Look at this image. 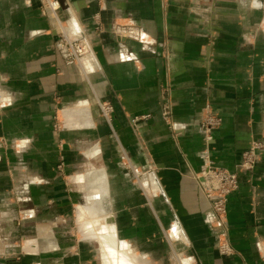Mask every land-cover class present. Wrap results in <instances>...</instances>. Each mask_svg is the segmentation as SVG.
I'll use <instances>...</instances> for the list:
<instances>
[{
    "label": "crops",
    "instance_id": "1",
    "mask_svg": "<svg viewBox=\"0 0 264 264\" xmlns=\"http://www.w3.org/2000/svg\"><path fill=\"white\" fill-rule=\"evenodd\" d=\"M260 3L64 0V25L90 46L76 61L43 0H0V264H264ZM207 106L222 117L210 139ZM206 155L239 177L226 228L196 177ZM75 209L101 260L69 230ZM226 229L231 254L218 249Z\"/></svg>",
    "mask_w": 264,
    "mask_h": 264
},
{
    "label": "built area",
    "instance_id": "2",
    "mask_svg": "<svg viewBox=\"0 0 264 264\" xmlns=\"http://www.w3.org/2000/svg\"><path fill=\"white\" fill-rule=\"evenodd\" d=\"M260 1L261 6H264V1ZM42 8L44 12L54 18L58 25L59 39L57 41V46L60 49L66 50L71 59L79 61L83 55L89 52L90 46L85 38L73 37L64 25L65 20L60 15V10L62 8L60 0H43ZM163 99L161 115L170 127H174L170 95H164ZM99 103L103 115L110 122L114 111L113 104L105 100ZM146 117L147 115L137 116L132 118V121L135 122L138 119H145ZM221 123L222 117L207 106L200 122V127L206 137L209 139L212 138L214 130L217 129ZM262 147V142L254 141L252 145L242 153L241 166L253 168L256 163L257 151ZM196 177L203 179V192L210 201L211 208L216 216L217 224L226 228L229 195L239 186L237 172L215 164L210 156L206 155L204 168L197 173ZM218 249L222 254L233 253V247L230 244L227 229L223 230L219 236Z\"/></svg>",
    "mask_w": 264,
    "mask_h": 264
},
{
    "label": "rangeland",
    "instance_id": "3",
    "mask_svg": "<svg viewBox=\"0 0 264 264\" xmlns=\"http://www.w3.org/2000/svg\"><path fill=\"white\" fill-rule=\"evenodd\" d=\"M264 1V0H263ZM108 101V100H106V99H98L97 100V105H98V108H99V110H100V113H101V115L103 116V118H105V116L103 115V113H102V111H101V105H100V101ZM113 113H114V111H113ZM113 113H112V116H113ZM56 119V122L54 123V128L56 129V130H60V128H61V124H60V122H59V120H57V118H55ZM106 119V118H105ZM111 119H112V117H111ZM107 120V119H106ZM108 121V120H107ZM78 211L79 210H77L76 211V209H75V213H76V216L75 217H73L72 218V223L70 224V228H69V230H71V231H73L74 233H75V235L77 236V238H80V239H82L83 241L85 240V242H92V243H94L97 247H98V250H99V252H101V250L103 249L102 247H101V245H100V243L98 242V240H95V239H92V238H86V237H88V235H93L92 233L90 234L87 230L85 231L83 228L85 227V226H83V224H82V222H81V220H78ZM95 214V213H94ZM92 221V220H91ZM98 222L101 224V225H104L105 224V222L104 221H102V220H98ZM95 224H96V222H94ZM98 223V224H99ZM134 253V252H133ZM130 254V253H129ZM99 256V259L101 260L104 256H106V254H105V250L103 249V256L101 255H98ZM114 256H116V258H117V255H114ZM130 256L133 258H131L132 260H133V263L132 264H138V261H137V257H136V255L135 254H130ZM118 258H120V256H118ZM105 260V259H104ZM120 260H121V258H120ZM120 262V261H119ZM104 263H105V261H104ZM109 264V263H108Z\"/></svg>",
    "mask_w": 264,
    "mask_h": 264
},
{
    "label": "water",
    "instance_id": "4",
    "mask_svg": "<svg viewBox=\"0 0 264 264\" xmlns=\"http://www.w3.org/2000/svg\"><path fill=\"white\" fill-rule=\"evenodd\" d=\"M63 1H64V0H60L61 6H64V5H63ZM107 221H108V222H111V221H112V218H108Z\"/></svg>",
    "mask_w": 264,
    "mask_h": 264
},
{
    "label": "clouds",
    "instance_id": "5",
    "mask_svg": "<svg viewBox=\"0 0 264 264\" xmlns=\"http://www.w3.org/2000/svg\"><path fill=\"white\" fill-rule=\"evenodd\" d=\"M254 7H259V5L258 4H254ZM10 102V101H9Z\"/></svg>",
    "mask_w": 264,
    "mask_h": 264
}]
</instances>
